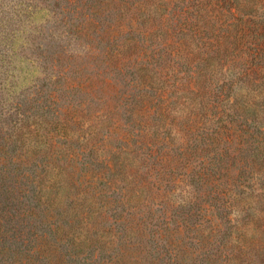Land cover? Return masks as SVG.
<instances>
[{
    "label": "trees",
    "instance_id": "1",
    "mask_svg": "<svg viewBox=\"0 0 264 264\" xmlns=\"http://www.w3.org/2000/svg\"><path fill=\"white\" fill-rule=\"evenodd\" d=\"M88 8L101 18L111 61L129 75L127 88L109 78L86 84L102 93L100 115L117 143L105 150L102 138L82 159L40 139V124L27 127L45 148L13 162L38 177L22 214L42 231L7 249L11 264H264V0ZM65 186L73 192L63 214L55 205ZM7 231L0 216V236Z\"/></svg>",
    "mask_w": 264,
    "mask_h": 264
},
{
    "label": "rangeland",
    "instance_id": "2",
    "mask_svg": "<svg viewBox=\"0 0 264 264\" xmlns=\"http://www.w3.org/2000/svg\"><path fill=\"white\" fill-rule=\"evenodd\" d=\"M88 3L90 0H0V216L8 228L7 236H0L5 244L0 264H11L15 257L11 251L29 246L42 231L39 220L22 214L24 203L34 202L30 179L35 177L21 175L32 165L13 162L17 153L30 149L39 153L45 148L28 138L27 127L40 124V139L52 136L64 154L74 149L83 153L82 159L93 156L90 153H95L102 138L105 150L114 149L117 143L100 115L102 93L90 92L86 84L109 78L127 88L129 75L120 73L111 61L101 18H88L93 15ZM121 112L125 116L122 107ZM17 138L24 140L22 148ZM103 151L98 148L99 154ZM72 190L61 187L57 211L66 212L67 194ZM180 196L183 194L177 189L172 198ZM247 235L257 240L252 226ZM75 248L79 254L88 251L85 245ZM71 251L68 247L66 258Z\"/></svg>",
    "mask_w": 264,
    "mask_h": 264
}]
</instances>
